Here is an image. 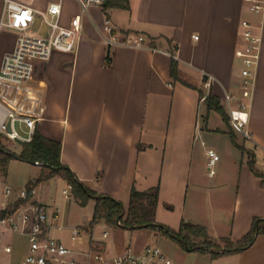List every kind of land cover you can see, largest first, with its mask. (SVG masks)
<instances>
[{"label": "crops", "instance_id": "0c3cea01", "mask_svg": "<svg viewBox=\"0 0 264 264\" xmlns=\"http://www.w3.org/2000/svg\"><path fill=\"white\" fill-rule=\"evenodd\" d=\"M16 1L41 12L61 2L63 25L80 12L77 0ZM4 3L0 1V19ZM90 13L77 49L55 50L38 65L45 111L37 131L62 143V162L98 194L110 195L127 208L133 188L159 187L158 222L179 229L186 221L205 226L216 242L239 240L254 217H264L262 179L248 163L249 151L264 173V12L249 11L245 0H129L128 8L104 5ZM106 18L121 33L144 34L148 47L107 46L101 33ZM243 19L256 24L263 36L253 88L242 86V63L236 56ZM7 28L0 27V66L16 45L17 32ZM172 53L193 86L172 75ZM208 75L215 79L210 85L205 84ZM210 93L225 110L227 93L249 104L251 138L243 139L234 130L237 144L246 151L233 142L232 125L217 110H208L203 97ZM209 149L220 156L214 174ZM29 163L34 172L23 182L6 179L15 187L35 181L42 167ZM57 176L63 181L59 199L49 195L52 177L35 185L33 197L49 208L51 233L76 247L70 232L78 226L105 253L108 236L94 237V232L97 225L107 224L103 220L90 226L96 199L81 205L68 181ZM13 201L0 195V211ZM73 206L87 207V219L69 223L67 209ZM224 258L235 264H264V234L243 251L214 258V264Z\"/></svg>", "mask_w": 264, "mask_h": 264}, {"label": "built area", "instance_id": "2783aa9c", "mask_svg": "<svg viewBox=\"0 0 264 264\" xmlns=\"http://www.w3.org/2000/svg\"><path fill=\"white\" fill-rule=\"evenodd\" d=\"M77 1L80 12L71 19L69 25H63L60 22L61 2H53L45 12H41L16 0H5L0 27L16 30L17 39L14 49L4 54L0 66V107L4 111L0 119V134L14 142L22 144L32 141L37 123L43 118L44 89L36 77L38 65L48 61L55 50L75 51L85 30L84 18L92 16V7L102 8L107 0ZM245 1L249 11L264 12V0ZM241 27L242 44L236 49V56L242 63V86L253 88L263 36L257 25L249 19H243ZM101 33L102 41L107 46L148 47L144 34L121 33L108 18L102 25ZM213 80L214 77L208 75L205 84L210 85ZM224 102L232 127L246 138H251L248 128L249 104L239 101L233 93H227ZM208 155L210 173L214 174L220 156L213 149L208 150ZM35 192V185L15 187L0 173V195L12 198L13 203L22 201L15 211L0 217V256L13 251L12 245L5 241L6 237L19 234L27 237L30 243L21 264H174L160 247L153 244H147L141 251L128 246L124 252L112 257L106 256L101 243L97 244L93 239L86 248L67 244L51 233L49 208L35 203ZM63 193L68 196L67 189ZM81 235L82 229L73 227L71 241L77 243ZM108 235L109 231L105 229L103 236Z\"/></svg>", "mask_w": 264, "mask_h": 264}, {"label": "trees", "instance_id": "16d2710c", "mask_svg": "<svg viewBox=\"0 0 264 264\" xmlns=\"http://www.w3.org/2000/svg\"><path fill=\"white\" fill-rule=\"evenodd\" d=\"M105 6L128 8L129 0H107ZM172 56L171 71L174 78L188 86H193L183 78L174 53H172ZM206 101L209 111L217 110L225 122L231 124L230 117L223 105H221L219 97L210 93L206 97ZM230 133L233 142L239 146L236 142L233 128L230 130ZM2 137V134H0V173L7 174L8 165L13 158H19L32 163L40 162L39 164L42 167L41 173L35 181L29 182L28 186L37 185L55 175L62 176L68 181L72 195L80 204L85 205L90 198L96 199L93 218L90 222L91 227L104 220L107 225H119L128 229L145 227L158 229L164 235L177 241L184 249L188 251L198 250L208 252L214 258L226 253L243 251L255 242L258 235L264 234V217L259 216L254 217L250 230L237 241L225 238L222 239V242H216L211 239L205 226L186 221L181 223L179 229H174L158 222L156 219L159 203V187H153L148 190L133 188L129 205L125 208L122 201L110 195L98 194L87 186L68 165L62 162V143L60 141L47 138L36 131L33 140L22 143L21 151L17 153L2 144ZM239 147L243 151H246L244 147ZM248 153L249 166L253 173L262 179L261 183L264 186V173L255 166L254 154L249 151ZM21 203L22 201H16L9 207L1 210L0 217L12 213Z\"/></svg>", "mask_w": 264, "mask_h": 264}, {"label": "rangeland", "instance_id": "374dc122", "mask_svg": "<svg viewBox=\"0 0 264 264\" xmlns=\"http://www.w3.org/2000/svg\"><path fill=\"white\" fill-rule=\"evenodd\" d=\"M7 29L17 32L16 30L11 28H7ZM237 134L243 139H246V137L240 131H238ZM2 136H3L1 138L2 144L10 148L12 151L18 153L21 151V144L8 139L7 136L3 134ZM32 171L34 172V168L32 170L31 163L22 159L13 158L8 165L7 174L6 175L2 174V175L6 176L9 180L13 182L16 181L20 183L23 182V180L27 178V176L29 177ZM35 172H37V168H35ZM40 173L41 172H39V175ZM48 188H49L48 190L49 195L53 194L54 196H57L59 199L63 188L62 179L57 175L53 176L50 179V186ZM70 203L73 202H69V204ZM74 207L75 206L67 209L68 222L77 223V221L79 222L80 220L81 221L84 219L86 220L89 214L88 208L87 207L84 208L82 206L77 208ZM105 229L109 231V235L105 239L107 242V247L105 252L106 255H114L121 253L125 251L128 246H131L134 249H141L146 244H153L160 247V249L173 260L174 264H214V257H212L210 253L198 251V250L188 251L184 249L177 241L164 235L158 229H151L146 227L138 228V229H128L119 225H105L102 223L96 226L94 237L100 238L101 236H103V231ZM65 234L67 235L66 232ZM87 234L88 233L82 229V235L80 238L81 240L77 241L76 247L79 248L80 246H86L89 244V236ZM70 239H71V232H70ZM7 241L10 242V244L12 245L13 251L9 254L3 253L0 256V262L10 261V263L13 264H21L25 255L29 251L28 248L30 243L27 237L19 234H13L7 237ZM228 259L229 258H224L219 262H217V264H235L233 261L228 262Z\"/></svg>", "mask_w": 264, "mask_h": 264}]
</instances>
